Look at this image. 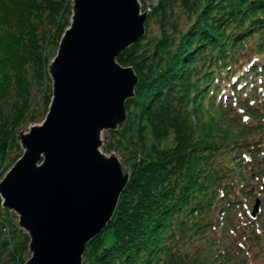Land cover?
I'll use <instances>...</instances> for the list:
<instances>
[{
	"label": "trees",
	"instance_id": "obj_1",
	"mask_svg": "<svg viewBox=\"0 0 264 264\" xmlns=\"http://www.w3.org/2000/svg\"><path fill=\"white\" fill-rule=\"evenodd\" d=\"M72 5L0 0V162L15 163L24 153L20 129L47 115L54 57L47 46L57 54ZM146 27L117 57L139 81L126 120L108 130L107 149L121 155L130 178L83 264H223L211 211L223 198L214 182L228 169L224 153L233 151L228 135L213 137L211 110L247 88L264 89L256 86L264 82V0H158ZM201 113L210 115L206 124L195 120ZM236 144L243 158L248 146ZM2 204L0 196V264H25L30 236Z\"/></svg>",
	"mask_w": 264,
	"mask_h": 264
},
{
	"label": "water",
	"instance_id": "obj_2",
	"mask_svg": "<svg viewBox=\"0 0 264 264\" xmlns=\"http://www.w3.org/2000/svg\"><path fill=\"white\" fill-rule=\"evenodd\" d=\"M72 12L49 65L47 115L20 134L24 153L0 181L2 205L31 239L25 264H83L130 178L101 150L102 133L127 118L139 77L117 57L145 36L148 15L140 0H73Z\"/></svg>",
	"mask_w": 264,
	"mask_h": 264
},
{
	"label": "rangeland",
	"instance_id": "obj_3",
	"mask_svg": "<svg viewBox=\"0 0 264 264\" xmlns=\"http://www.w3.org/2000/svg\"><path fill=\"white\" fill-rule=\"evenodd\" d=\"M157 1L140 0L142 13L146 12L148 15L147 20ZM150 29L155 33L159 32L155 22H151ZM47 47V54L55 57L57 49L55 45L50 44ZM256 86L264 88V82L261 83L260 79V83L258 82ZM257 89L259 88L255 86L252 90L247 88L234 96L230 102L231 105L223 108L213 107L211 110V113H216V118L213 120V137L222 140L228 135L227 139L233 151L224 153L229 155V159L225 158V167L228 169L223 168L214 182V187L217 188L216 196L223 197L221 198L223 200L220 199L217 206H214V211H211L215 212L212 215L219 220L216 235L219 242L217 246L222 252L221 257L225 256L227 261L223 264H264V145L261 144L263 145L261 148L257 146L260 145V141H264V89L259 92L260 94H253L252 91L258 92ZM35 95L37 100H42V97L37 96L39 95L37 91ZM206 106H214V104L208 103ZM202 113L195 120L201 119L205 123L210 115ZM41 122L35 121L28 127H23L19 131V136L23 132H28L32 125ZM102 140L101 150L108 156L116 154L122 162L124 172H129L121 155L107 149L108 130L102 133ZM258 140L260 141L257 142ZM236 143L248 146L249 151L242 150L240 153L246 162L242 161L243 158L238 153L241 145ZM14 155L12 152L11 156ZM15 163L0 162V181ZM257 199H260V205L253 216V208ZM9 213L19 222V216L15 211L9 209ZM29 254H32L30 249L27 251V257Z\"/></svg>",
	"mask_w": 264,
	"mask_h": 264
},
{
	"label": "snow or ice",
	"instance_id": "obj_4",
	"mask_svg": "<svg viewBox=\"0 0 264 264\" xmlns=\"http://www.w3.org/2000/svg\"><path fill=\"white\" fill-rule=\"evenodd\" d=\"M247 119V118H246Z\"/></svg>",
	"mask_w": 264,
	"mask_h": 264
}]
</instances>
